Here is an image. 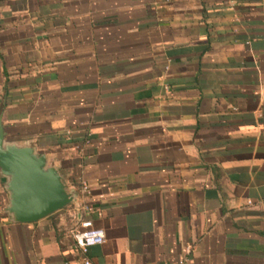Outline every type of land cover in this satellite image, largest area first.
<instances>
[{"label":"crops","instance_id":"0c3cea01","mask_svg":"<svg viewBox=\"0 0 264 264\" xmlns=\"http://www.w3.org/2000/svg\"><path fill=\"white\" fill-rule=\"evenodd\" d=\"M0 147L71 197L18 222L0 168V264L84 219L90 264H264V0H0Z\"/></svg>","mask_w":264,"mask_h":264},{"label":"water","instance_id":"95a60500","mask_svg":"<svg viewBox=\"0 0 264 264\" xmlns=\"http://www.w3.org/2000/svg\"><path fill=\"white\" fill-rule=\"evenodd\" d=\"M0 168L9 176V211L18 222L37 221L71 202L52 169L29 149L9 150L0 147Z\"/></svg>","mask_w":264,"mask_h":264},{"label":"built area","instance_id":"2783aa9c","mask_svg":"<svg viewBox=\"0 0 264 264\" xmlns=\"http://www.w3.org/2000/svg\"><path fill=\"white\" fill-rule=\"evenodd\" d=\"M81 190L85 196H89L90 191L84 182H81ZM91 209L89 204L83 207V211L87 212ZM74 241L75 250L81 255L83 264H90L88 259L89 249L104 243L105 233L100 228H95L90 220H81L71 232ZM189 253V249H187ZM184 260H180L178 264H183Z\"/></svg>","mask_w":264,"mask_h":264}]
</instances>
